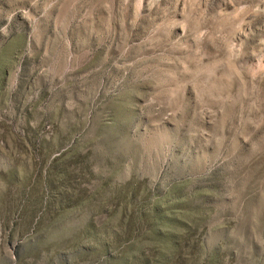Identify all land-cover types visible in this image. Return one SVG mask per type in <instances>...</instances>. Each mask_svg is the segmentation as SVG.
Wrapping results in <instances>:
<instances>
[{
    "label": "rangeland",
    "instance_id": "obj_1",
    "mask_svg": "<svg viewBox=\"0 0 264 264\" xmlns=\"http://www.w3.org/2000/svg\"><path fill=\"white\" fill-rule=\"evenodd\" d=\"M0 264H264V0H0Z\"/></svg>",
    "mask_w": 264,
    "mask_h": 264
}]
</instances>
